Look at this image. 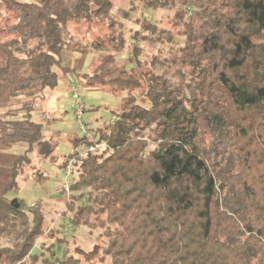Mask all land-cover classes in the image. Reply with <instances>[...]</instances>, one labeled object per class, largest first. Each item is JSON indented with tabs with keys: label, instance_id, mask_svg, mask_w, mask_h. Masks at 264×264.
I'll list each match as a JSON object with an SVG mask.
<instances>
[{
	"label": "trees",
	"instance_id": "trees-1",
	"mask_svg": "<svg viewBox=\"0 0 264 264\" xmlns=\"http://www.w3.org/2000/svg\"><path fill=\"white\" fill-rule=\"evenodd\" d=\"M139 1L174 11L168 31L144 20L150 34L133 37L172 44L147 68L134 43L119 62L126 38L113 0H0V264L40 260L33 251L46 222L41 201L27 205L8 193L29 152H54L32 112L72 71L87 86L126 93L111 122L77 141L86 151L65 163L76 158L70 189L82 203L73 223L101 228L105 239L77 249L85 261L264 264V0ZM71 24L107 28L92 46L111 51L92 73L64 64L62 51L74 48ZM99 143L106 146L90 149ZM18 144L25 152L5 166L3 155Z\"/></svg>",
	"mask_w": 264,
	"mask_h": 264
},
{
	"label": "rangeland",
	"instance_id": "rangeland-1",
	"mask_svg": "<svg viewBox=\"0 0 264 264\" xmlns=\"http://www.w3.org/2000/svg\"><path fill=\"white\" fill-rule=\"evenodd\" d=\"M113 1L114 17L118 22L123 23L121 29L126 38L124 49L117 55L119 62L121 63L131 56L133 43L142 48L139 59L144 68L150 65L153 56H168L172 44L166 38L162 43L139 38L134 40L133 37L137 32L140 35L150 34L144 27V20L158 24L160 29L168 31L171 28L170 18L173 17L174 11L167 9L150 11L145 9L139 0ZM126 13H128V16ZM69 30L73 37L71 44L75 49L65 48L62 51L61 56L64 64L76 69L79 73H92L99 65L101 58L111 51V49L92 46L93 39L107 34V28L88 30L86 26H81L77 29L76 25L71 24ZM127 67H132V64H128ZM66 78L71 83L78 80L83 84L81 85V96L85 104L83 121L86 130L83 131L79 127L72 95L69 91L61 89L62 84H64L61 79L57 88L47 90V93L45 92L42 97L36 100L32 112V119L42 124L44 137L50 140L54 146V152L46 158L38 157V153L34 151L29 152L32 161L23 167L21 176L17 177L18 186L8 193L9 198H22L27 205H33L41 201L39 207L44 212L46 222L43 225V235L38 238L33 251V253L40 255L37 264H44L43 260L45 258H49L53 264H60L57 258L63 256H72L79 261V264H89L77 252V249L89 251L93 250L96 245L101 246L105 242L101 228L83 223L78 225L73 223L72 220L79 219L78 212L82 202L77 199V194L80 191L73 192L70 189V192L67 193L64 190V185L69 183L71 188V184L76 180L77 173L75 171L77 166H74L76 158H70L67 166H65V163L76 149L80 154L86 151L84 145L75 148L77 141L86 134H95L96 130L111 122L114 116L113 112H115L113 110H120V101L126 93L124 92L117 97L108 87L87 86L83 76L77 75L76 77L73 71L63 76V79ZM139 99L141 102L148 103L142 97H139ZM18 106L16 104L14 108ZM25 149L26 146L22 144L14 146L13 149L3 155V164L8 166L10 164L8 157L11 154L21 155L25 152ZM67 167H71L69 176L66 172ZM0 173H2V167H0ZM71 202L75 204L73 210L68 208V204ZM91 220L94 221V218L92 217ZM53 252L55 255H53ZM93 262L104 264L99 260V256Z\"/></svg>",
	"mask_w": 264,
	"mask_h": 264
},
{
	"label": "built area",
	"instance_id": "built-area-1",
	"mask_svg": "<svg viewBox=\"0 0 264 264\" xmlns=\"http://www.w3.org/2000/svg\"><path fill=\"white\" fill-rule=\"evenodd\" d=\"M69 91L72 95V98H73V101L75 104V116H76V119L79 123V127L81 130L85 131L86 126H85L84 121H83L84 112H85V104H84L83 98L81 96V86L76 84V83H71V85L69 87ZM104 146H106V143H99L96 145H92L90 147V149L91 150H97V149H100ZM67 168L68 169L66 172H67V175L69 176L71 167H67ZM64 189L67 193L70 192V184L65 183Z\"/></svg>",
	"mask_w": 264,
	"mask_h": 264
},
{
	"label": "crops",
	"instance_id": "crops-1",
	"mask_svg": "<svg viewBox=\"0 0 264 264\" xmlns=\"http://www.w3.org/2000/svg\"><path fill=\"white\" fill-rule=\"evenodd\" d=\"M64 82V84H62V90L64 91V90H67V91H69V84L71 83V82H69L70 80L68 79V78H66V79H62ZM70 92V91H69ZM47 93V92H46Z\"/></svg>",
	"mask_w": 264,
	"mask_h": 264
}]
</instances>
